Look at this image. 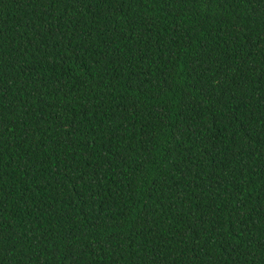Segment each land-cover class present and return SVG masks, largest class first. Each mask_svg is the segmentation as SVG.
I'll return each mask as SVG.
<instances>
[{
    "label": "trees",
    "instance_id": "obj_1",
    "mask_svg": "<svg viewBox=\"0 0 264 264\" xmlns=\"http://www.w3.org/2000/svg\"><path fill=\"white\" fill-rule=\"evenodd\" d=\"M0 264H264V0H0Z\"/></svg>",
    "mask_w": 264,
    "mask_h": 264
}]
</instances>
